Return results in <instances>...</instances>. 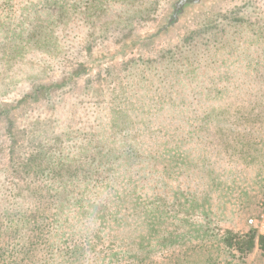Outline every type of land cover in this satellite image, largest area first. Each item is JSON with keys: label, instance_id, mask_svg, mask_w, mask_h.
I'll return each instance as SVG.
<instances>
[{"label": "rangeland", "instance_id": "rangeland-1", "mask_svg": "<svg viewBox=\"0 0 264 264\" xmlns=\"http://www.w3.org/2000/svg\"><path fill=\"white\" fill-rule=\"evenodd\" d=\"M173 1L0 0V264H264V0Z\"/></svg>", "mask_w": 264, "mask_h": 264}, {"label": "trees", "instance_id": "trees-1", "mask_svg": "<svg viewBox=\"0 0 264 264\" xmlns=\"http://www.w3.org/2000/svg\"><path fill=\"white\" fill-rule=\"evenodd\" d=\"M184 200L192 201L191 203H187L184 205L186 208L183 213H186L187 215V221L189 223H192V215L195 214H201L202 220L198 222V230H202V232H207V234L202 235H208V236H215L214 234L210 233L214 230L216 231V218H215V211L213 209V205H210V199L209 197L202 196L201 198L193 197L192 199H189L188 197H185ZM198 200H201V202H198ZM184 204V203H183ZM242 208V207H241ZM248 209V206L245 208H242V210ZM224 239L228 241V243L231 245L232 240L231 237H236L235 244L238 245V251L239 249L244 250V253L251 252L256 246L261 250V252H264V233L263 234H256L255 231L249 230L247 233H240L239 231L233 232L232 229H225L223 232ZM231 247V246H229ZM229 253L235 254L234 251H229Z\"/></svg>", "mask_w": 264, "mask_h": 264}, {"label": "flooded vegetation", "instance_id": "flooded-vegetation-1", "mask_svg": "<svg viewBox=\"0 0 264 264\" xmlns=\"http://www.w3.org/2000/svg\"><path fill=\"white\" fill-rule=\"evenodd\" d=\"M204 3L205 0H174L168 15L162 21L160 31L167 34L176 29L190 9L202 7Z\"/></svg>", "mask_w": 264, "mask_h": 264}, {"label": "built area", "instance_id": "built-area-1", "mask_svg": "<svg viewBox=\"0 0 264 264\" xmlns=\"http://www.w3.org/2000/svg\"><path fill=\"white\" fill-rule=\"evenodd\" d=\"M250 221H252V220H250Z\"/></svg>", "mask_w": 264, "mask_h": 264}]
</instances>
